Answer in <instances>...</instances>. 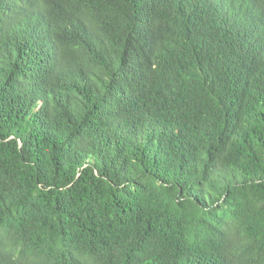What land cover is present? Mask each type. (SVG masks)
Segmentation results:
<instances>
[{
  "label": "trees",
  "instance_id": "1",
  "mask_svg": "<svg viewBox=\"0 0 264 264\" xmlns=\"http://www.w3.org/2000/svg\"><path fill=\"white\" fill-rule=\"evenodd\" d=\"M0 264H264V0H0Z\"/></svg>",
  "mask_w": 264,
  "mask_h": 264
}]
</instances>
